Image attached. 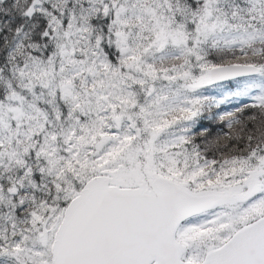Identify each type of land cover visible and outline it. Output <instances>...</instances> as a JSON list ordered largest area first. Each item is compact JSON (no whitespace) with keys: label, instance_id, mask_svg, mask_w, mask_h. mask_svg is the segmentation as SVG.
I'll return each instance as SVG.
<instances>
[{"label":"snow or ice","instance_id":"snow-or-ice-1","mask_svg":"<svg viewBox=\"0 0 264 264\" xmlns=\"http://www.w3.org/2000/svg\"><path fill=\"white\" fill-rule=\"evenodd\" d=\"M0 264H264V0H0Z\"/></svg>","mask_w":264,"mask_h":264}]
</instances>
